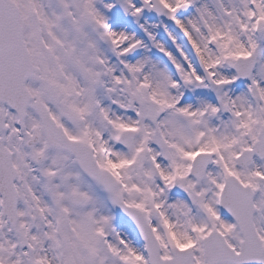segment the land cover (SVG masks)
<instances>
[{
    "label": "snow or ice",
    "instance_id": "6c2138e0",
    "mask_svg": "<svg viewBox=\"0 0 264 264\" xmlns=\"http://www.w3.org/2000/svg\"><path fill=\"white\" fill-rule=\"evenodd\" d=\"M0 264H264V0H0Z\"/></svg>",
    "mask_w": 264,
    "mask_h": 264
}]
</instances>
